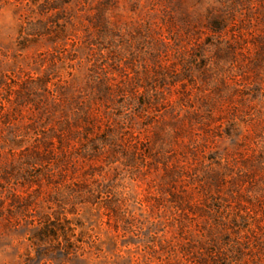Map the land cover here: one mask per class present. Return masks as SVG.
<instances>
[{
  "label": "rangeland",
  "instance_id": "obj_1",
  "mask_svg": "<svg viewBox=\"0 0 264 264\" xmlns=\"http://www.w3.org/2000/svg\"><path fill=\"white\" fill-rule=\"evenodd\" d=\"M0 264H264V0H0Z\"/></svg>",
  "mask_w": 264,
  "mask_h": 264
}]
</instances>
